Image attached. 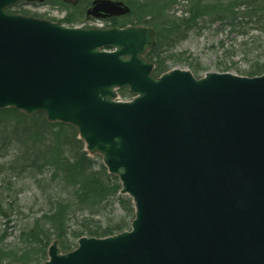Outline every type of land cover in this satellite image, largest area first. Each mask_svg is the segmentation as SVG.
Returning <instances> with one entry per match:
<instances>
[{
    "label": "water",
    "instance_id": "obj_1",
    "mask_svg": "<svg viewBox=\"0 0 264 264\" xmlns=\"http://www.w3.org/2000/svg\"><path fill=\"white\" fill-rule=\"evenodd\" d=\"M36 1L0 0V109L75 126L135 208L130 230L81 237L66 253L54 240L43 264H264V74L156 77L152 27H70L7 10ZM130 12L93 0L86 14ZM121 88L134 98L120 100Z\"/></svg>",
    "mask_w": 264,
    "mask_h": 264
},
{
    "label": "trees",
    "instance_id": "obj_2",
    "mask_svg": "<svg viewBox=\"0 0 264 264\" xmlns=\"http://www.w3.org/2000/svg\"><path fill=\"white\" fill-rule=\"evenodd\" d=\"M92 0L72 5L67 0H45L62 6L59 22L86 24ZM131 12L110 19L112 27L146 25L156 32V44L146 53L155 64L154 75L170 70L167 52L199 25L235 28L252 25L264 31V0H121ZM13 8H8L14 12ZM20 14L28 15L27 12ZM108 22V20H105ZM89 27V26H85ZM246 43H244L245 45ZM264 74V62L256 63L250 76ZM123 99L134 97L127 88ZM0 215L31 212L19 226L18 239L8 243V224L0 229V264H42L48 248L59 240L63 252L73 250L79 238L107 237L130 228L135 216L132 199L122 195L121 182L109 173L102 158L92 157L72 124L50 122L43 112L28 115L14 108L0 109ZM14 177V201L12 186ZM36 190L23 204L20 195L28 184ZM34 199V201H32ZM42 200L38 206V200Z\"/></svg>",
    "mask_w": 264,
    "mask_h": 264
},
{
    "label": "rangeland",
    "instance_id": "obj_3",
    "mask_svg": "<svg viewBox=\"0 0 264 264\" xmlns=\"http://www.w3.org/2000/svg\"><path fill=\"white\" fill-rule=\"evenodd\" d=\"M81 1L84 4V0ZM61 9L60 4L51 5L37 1L31 4L20 2L13 10L14 13L27 12L31 17L61 20L65 14V11ZM107 20L108 22L89 18L86 24L92 27H106V25H111L110 19ZM217 26V24L213 26L199 25L173 50L167 52L170 68L190 70L197 77L204 76L208 72H229L238 76L252 77L249 75L252 66L264 62V31L262 32L252 25H238L231 29ZM244 43L246 44L244 45ZM92 157L99 159V157L102 158V155L97 153ZM8 179L9 183L11 182L8 185L12 186L10 192L14 201V177ZM1 181L2 176H0V189L2 187L6 188ZM27 184L26 192L20 195L23 198V204H27L25 203L28 201L27 197L34 195L36 191L32 184ZM3 188L1 190H4ZM37 202V207H39L42 200L39 199ZM23 210L24 213L20 216L13 214L9 223L7 219L0 215V229L8 224V243L15 242L18 239L19 226L22 220L27 219L31 213L27 207Z\"/></svg>",
    "mask_w": 264,
    "mask_h": 264
},
{
    "label": "bare ground",
    "instance_id": "obj_4",
    "mask_svg": "<svg viewBox=\"0 0 264 264\" xmlns=\"http://www.w3.org/2000/svg\"><path fill=\"white\" fill-rule=\"evenodd\" d=\"M125 3V2H124ZM190 71V70H189ZM192 72V71H191ZM229 73V72H228ZM194 75V74H193ZM196 78H202L203 76H201V77H197L196 75H194ZM205 76V75H204ZM135 217V216H134ZM134 219V218H133ZM130 228H131V226H130ZM130 228L129 229H127V230H130ZM124 231H126V230H124ZM123 232V231H122ZM121 233V232H120ZM118 234V233H117ZM114 235H116V234H114ZM111 236H113V235H111ZM107 237H109V236H107ZM103 238H105V237H103Z\"/></svg>",
    "mask_w": 264,
    "mask_h": 264
}]
</instances>
